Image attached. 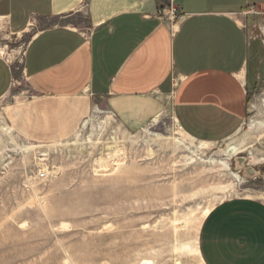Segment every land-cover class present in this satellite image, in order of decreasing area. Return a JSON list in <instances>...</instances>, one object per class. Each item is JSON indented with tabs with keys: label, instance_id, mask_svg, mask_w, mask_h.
Wrapping results in <instances>:
<instances>
[{
	"label": "rangeland",
	"instance_id": "obj_1",
	"mask_svg": "<svg viewBox=\"0 0 264 264\" xmlns=\"http://www.w3.org/2000/svg\"><path fill=\"white\" fill-rule=\"evenodd\" d=\"M33 35L0 33V56L20 69ZM253 77L243 127L219 144L189 138L169 115L128 131L101 103L85 128L61 137L68 107L39 101L20 79L0 101V264H204L199 235L211 210L264 201V62ZM237 158L258 175L245 178Z\"/></svg>",
	"mask_w": 264,
	"mask_h": 264
},
{
	"label": "crops",
	"instance_id": "obj_2",
	"mask_svg": "<svg viewBox=\"0 0 264 264\" xmlns=\"http://www.w3.org/2000/svg\"><path fill=\"white\" fill-rule=\"evenodd\" d=\"M171 1L184 15L175 23L159 18ZM249 8L264 13V0H0V33H34L20 69L0 56V101L24 79L39 101L68 107L61 137L101 103L131 132L169 115L193 140L228 141L264 62ZM199 252L204 264H264V201L213 208Z\"/></svg>",
	"mask_w": 264,
	"mask_h": 264
},
{
	"label": "built area",
	"instance_id": "obj_3",
	"mask_svg": "<svg viewBox=\"0 0 264 264\" xmlns=\"http://www.w3.org/2000/svg\"><path fill=\"white\" fill-rule=\"evenodd\" d=\"M246 14L254 16V17H261L264 16V13L261 11L256 10V8H249L246 12ZM159 18L164 21H168L171 23H175L181 19L184 18V15L182 14L180 8L174 5L173 1H171L168 8L162 10L159 12ZM255 30V38L258 40H261L264 44V27L257 23L254 25ZM42 178H45V174L41 175Z\"/></svg>",
	"mask_w": 264,
	"mask_h": 264
},
{
	"label": "bare ground",
	"instance_id": "obj_4",
	"mask_svg": "<svg viewBox=\"0 0 264 264\" xmlns=\"http://www.w3.org/2000/svg\"><path fill=\"white\" fill-rule=\"evenodd\" d=\"M154 123H156V121ZM176 123H177V126H178L179 125L178 122H176ZM87 125H88V121L85 122V124L83 125V128H85ZM109 151H115V147L114 148L113 147L110 148ZM148 152H149L150 155H152L153 150L152 149H149ZM148 152H147V154H148ZM225 154L227 156H229L230 159L233 158V157H235V156H237L239 154L238 147L236 146V147L228 148L227 151L225 152ZM113 157L115 158L114 160L116 161L115 162L116 163V166L117 165L119 166L121 163L124 162V154H122V153L119 154V155H113ZM108 158H111V156L109 155ZM99 162H100V164L102 163V168H103V166L104 167H108L109 162L112 163V161L110 159H108V160L100 159ZM224 167L228 168V165L227 164H224ZM235 176H236L237 179L243 181L242 178L237 173L235 174Z\"/></svg>",
	"mask_w": 264,
	"mask_h": 264
},
{
	"label": "water",
	"instance_id": "obj_5",
	"mask_svg": "<svg viewBox=\"0 0 264 264\" xmlns=\"http://www.w3.org/2000/svg\"><path fill=\"white\" fill-rule=\"evenodd\" d=\"M238 169L244 168L245 169V178H253L255 175H258L255 171L246 168L247 160L243 158H237L236 159Z\"/></svg>",
	"mask_w": 264,
	"mask_h": 264
}]
</instances>
